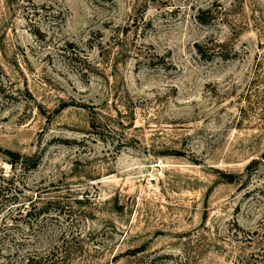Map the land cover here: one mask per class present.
<instances>
[{"label":"rangeland","instance_id":"1","mask_svg":"<svg viewBox=\"0 0 264 264\" xmlns=\"http://www.w3.org/2000/svg\"><path fill=\"white\" fill-rule=\"evenodd\" d=\"M1 184L0 264H264V0H0Z\"/></svg>","mask_w":264,"mask_h":264},{"label":"trees","instance_id":"2","mask_svg":"<svg viewBox=\"0 0 264 264\" xmlns=\"http://www.w3.org/2000/svg\"><path fill=\"white\" fill-rule=\"evenodd\" d=\"M8 152L13 156V159H12V164L14 163V162H16L17 161V158H20L21 157V153H19V152H17V151H13V150H11V149H8ZM38 163V159H36V161H34V163H33V165H36ZM228 176H231V175H228ZM12 179V177L11 178H9L8 180H7V182H9L10 180ZM8 188V184L7 185H0V191L1 190H5V189H7ZM0 194H1V192H0Z\"/></svg>","mask_w":264,"mask_h":264}]
</instances>
